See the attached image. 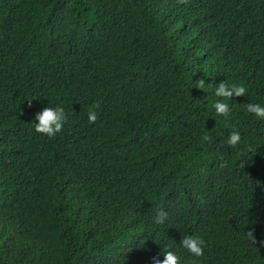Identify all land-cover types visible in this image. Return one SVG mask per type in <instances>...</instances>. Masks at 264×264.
I'll list each match as a JSON object with an SVG mask.
<instances>
[{"label": "trees", "instance_id": "16d2710c", "mask_svg": "<svg viewBox=\"0 0 264 264\" xmlns=\"http://www.w3.org/2000/svg\"><path fill=\"white\" fill-rule=\"evenodd\" d=\"M224 81L246 95L217 97ZM250 102L264 106V0H0V264H153L163 249L264 264ZM57 106L62 131L37 133Z\"/></svg>", "mask_w": 264, "mask_h": 264}, {"label": "clouds", "instance_id": "9594fccd", "mask_svg": "<svg viewBox=\"0 0 264 264\" xmlns=\"http://www.w3.org/2000/svg\"><path fill=\"white\" fill-rule=\"evenodd\" d=\"M205 81L200 80L197 82V87L200 89H205ZM215 95L217 97H223L225 99H233V96L240 97L246 95V88L243 85L237 86L233 84L229 86L226 81L216 85ZM217 115L228 116L230 114V106L228 103L217 101L214 105ZM247 111L254 114L256 117L264 119V106L261 104L247 103ZM89 123H95L98 119L97 113L92 110L88 113ZM35 120L38 123H34L35 131L37 133L44 134L49 137H54L57 133L61 132L65 122L67 121V115L63 107H45L42 111L36 113ZM211 137L205 134L202 137L204 141H211ZM241 141V134L239 131H232L227 144L235 147ZM169 213L165 211L162 207L157 211L155 217V222L157 224H164L168 219ZM246 237L251 243L256 244V237L254 236V230L248 231ZM182 247L186 249L195 257H201L204 255V247L206 241L198 236H188L183 235V239L180 242ZM163 260L159 257L153 258V264H181V257L172 250L163 249Z\"/></svg>", "mask_w": 264, "mask_h": 264}]
</instances>
